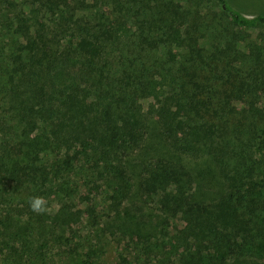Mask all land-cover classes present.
Here are the masks:
<instances>
[{
  "label": "trees",
  "instance_id": "16d2710c",
  "mask_svg": "<svg viewBox=\"0 0 264 264\" xmlns=\"http://www.w3.org/2000/svg\"><path fill=\"white\" fill-rule=\"evenodd\" d=\"M0 264H264V11L0 0Z\"/></svg>",
  "mask_w": 264,
  "mask_h": 264
},
{
  "label": "rangeland",
  "instance_id": "374dc122",
  "mask_svg": "<svg viewBox=\"0 0 264 264\" xmlns=\"http://www.w3.org/2000/svg\"><path fill=\"white\" fill-rule=\"evenodd\" d=\"M240 9L248 15L264 11V0H235Z\"/></svg>",
  "mask_w": 264,
  "mask_h": 264
},
{
  "label": "clouds",
  "instance_id": "9594fccd",
  "mask_svg": "<svg viewBox=\"0 0 264 264\" xmlns=\"http://www.w3.org/2000/svg\"><path fill=\"white\" fill-rule=\"evenodd\" d=\"M29 206L32 211L42 214L47 211V200L44 197H32L29 199Z\"/></svg>",
  "mask_w": 264,
  "mask_h": 264
}]
</instances>
